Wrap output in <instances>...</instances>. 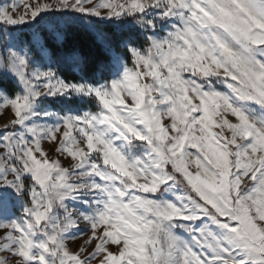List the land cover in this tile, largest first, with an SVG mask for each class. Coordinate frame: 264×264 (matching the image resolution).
<instances>
[{"label": "snow or ice", "instance_id": "6c2138e0", "mask_svg": "<svg viewBox=\"0 0 264 264\" xmlns=\"http://www.w3.org/2000/svg\"><path fill=\"white\" fill-rule=\"evenodd\" d=\"M8 114L0 264H264V0H0Z\"/></svg>", "mask_w": 264, "mask_h": 264}, {"label": "rangeland", "instance_id": "374dc122", "mask_svg": "<svg viewBox=\"0 0 264 264\" xmlns=\"http://www.w3.org/2000/svg\"><path fill=\"white\" fill-rule=\"evenodd\" d=\"M9 118H10V114L4 115V116H0V125H2Z\"/></svg>", "mask_w": 264, "mask_h": 264}]
</instances>
